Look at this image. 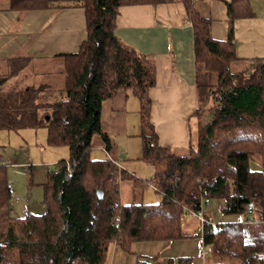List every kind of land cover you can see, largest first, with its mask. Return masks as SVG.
<instances>
[{
	"label": "trees",
	"instance_id": "trees-1",
	"mask_svg": "<svg viewBox=\"0 0 264 264\" xmlns=\"http://www.w3.org/2000/svg\"><path fill=\"white\" fill-rule=\"evenodd\" d=\"M194 1L7 0L9 9L19 11L81 7L87 37L78 52L62 55L64 90L57 101H47L44 86L7 85L27 59L9 60V73L0 77V131L45 127L49 145L70 150V158L58 162L44 185L42 215L12 216V186L7 165L0 162V264H107L114 244L131 252L136 242L173 243L193 236L200 237L215 257L264 264V58L249 60L243 72L229 71L231 62H246L236 54L233 24L252 15L248 0L228 3L226 40L212 38V21L195 10ZM168 3L184 5L194 32L198 130L195 145L183 155L159 144L150 121L155 60L116 34L121 7ZM128 93L139 102L142 159L163 168L152 176L161 195L153 204L123 200L121 180H130L134 187L146 181L119 170L102 127L104 102ZM210 101L214 105L206 120L203 107ZM96 135L110 158L90 160ZM256 159L261 160L259 169H252ZM198 179L208 180L209 198L224 200V215L246 216L254 222L228 221L218 224L217 230L207 222L199 233L188 234L183 219L200 210ZM136 264L152 263L138 256Z\"/></svg>",
	"mask_w": 264,
	"mask_h": 264
},
{
	"label": "crops",
	"instance_id": "crops-1",
	"mask_svg": "<svg viewBox=\"0 0 264 264\" xmlns=\"http://www.w3.org/2000/svg\"><path fill=\"white\" fill-rule=\"evenodd\" d=\"M250 1L248 0V4L252 15L237 18L233 24L236 54L246 62L264 58V1L257 0V8H253ZM230 2L231 0L194 1L195 10L212 21V38L228 39ZM185 10L182 3L160 4L156 7L148 4L123 6L120 8L116 30L122 42L155 60L156 85L150 92V121L155 127L159 144L179 155L186 154L195 145L198 128L196 122L199 118L196 115L199 101L195 81L193 24ZM86 37V17L81 7L19 11L9 9L7 0H0V76L8 73V61L14 58L27 59L28 64H50L52 68L58 66V70L61 69L59 66H62L63 73L65 59L62 55L78 52ZM57 56L60 58H56ZM27 68L29 67L25 66L21 72ZM4 71L7 73L4 74ZM41 71V68L36 71L29 68L31 76H38ZM115 99L120 103L124 100L128 104L127 107L131 106V103L134 106L135 103L131 96L124 97V94ZM115 99L109 102H115ZM124 112L114 113L113 121L116 127L121 125L125 130L128 115L125 112L124 117ZM124 133L126 134L125 131ZM133 196L125 202L133 201ZM223 204V201L220 202L218 209H221ZM211 206L208 207L210 213L207 218L216 225L228 221L248 220L246 216L233 220L223 216L218 222L216 219L220 214H212ZM200 224L195 215L188 214L183 219L185 231L192 236L200 232ZM189 243L191 245H188ZM112 248L111 264H136L138 256L153 259L160 264L185 258L192 261L190 256H196V259L202 256L201 262L192 261V264H203L205 256L209 254L202 239L195 236L173 243L144 240L133 243L131 252L116 244ZM162 257L163 260L157 261Z\"/></svg>",
	"mask_w": 264,
	"mask_h": 264
},
{
	"label": "rangeland",
	"instance_id": "rangeland-1",
	"mask_svg": "<svg viewBox=\"0 0 264 264\" xmlns=\"http://www.w3.org/2000/svg\"><path fill=\"white\" fill-rule=\"evenodd\" d=\"M250 2L253 8H257V0H251ZM56 58L60 57L57 56ZM24 63L25 66L34 71L41 68V74L39 73L38 76H31L29 68H27L23 73L20 71L19 75L10 79L7 84L8 86L12 87L13 85L20 83L25 87L32 86L38 88L45 86L47 101H57L61 99V92L64 90L62 81L65 78L64 72L62 73V66H59L61 69L58 70V66H53L52 68L50 64L40 65L39 63ZM248 66L249 62H231L229 65V71L232 73L243 72L248 69ZM3 73L6 74L7 71H4ZM128 94V96H131L133 102H135L134 106H132L131 103V106L129 105V107H127L128 104H126L124 100L121 101V103L116 102V99L115 102H104L101 115L102 127L112 143V149L108 152H110L109 154H111V158L116 160L119 170L122 168L127 172L135 174L138 179L146 181L141 187H134L130 180H123L122 183L120 181L123 200L127 201L132 195H134V202L153 204L161 200V195L156 193L155 184L147 182V180H149V177H152V175H157L158 171L163 168L160 166L158 167L159 164H147L142 159L143 139L141 136L142 128L139 119V102L133 95H131V93ZM213 105L214 102L210 101L203 107V115L207 114L206 120L211 117L210 113ZM124 111H127L126 114L128 115L126 117L127 125L125 130L121 125H118L120 127H116L113 121L114 113H122ZM124 131L128 136H126ZM47 134L48 131L45 127H38L36 129L28 128L16 131H0V162L7 165L9 181L12 186L11 210L12 216L15 218H21L27 212L37 215H42L46 212V205L44 203V185L48 182L49 176L57 171L58 162L70 158L69 147L64 145H49L47 142ZM100 140L101 137L98 135L94 136L92 140L94 147L89 155L90 159L102 160L110 158L108 152L104 148L103 142ZM260 162V159H256L251 164V166H253L252 168H259ZM222 201L224 202V200L221 199H213L212 204H210V206L212 205V214L215 212L216 214L219 213L221 215H217L218 218L216 221L220 222L223 216L225 218L231 217L232 220L233 218L237 219L238 216L224 215L220 208L219 211V203ZM211 219L214 218L211 217ZM199 228L197 229L201 231V224ZM197 240H199V238H197ZM188 245H191V243ZM112 250L113 248L110 253ZM206 250L209 254L205 256L203 264H240L239 260L232 257H215L211 254V249L208 246H206ZM190 257L195 263L196 261L201 262L202 256H198L197 259L199 260L196 259V256ZM147 259L152 263H157L153 259ZM161 259L163 260V257L159 258L157 261ZM175 262L178 264V260ZM107 264H111V255L108 256Z\"/></svg>",
	"mask_w": 264,
	"mask_h": 264
},
{
	"label": "built area",
	"instance_id": "built-area-1",
	"mask_svg": "<svg viewBox=\"0 0 264 264\" xmlns=\"http://www.w3.org/2000/svg\"><path fill=\"white\" fill-rule=\"evenodd\" d=\"M149 181L154 182L155 180L153 177H151ZM197 183L200 191V210L197 212V214L189 213V216L195 215L199 219L202 226L209 222L213 226V228L217 230L218 224L216 225L215 223H211L207 218L210 213L208 207H210V204H212V199L207 196V190L205 189V186L208 184V180L198 179ZM246 222L251 224L253 223V220L248 219Z\"/></svg>",
	"mask_w": 264,
	"mask_h": 264
},
{
	"label": "water",
	"instance_id": "water-1",
	"mask_svg": "<svg viewBox=\"0 0 264 264\" xmlns=\"http://www.w3.org/2000/svg\"><path fill=\"white\" fill-rule=\"evenodd\" d=\"M97 194H98V197H100L101 199L103 198V193L101 191H98Z\"/></svg>",
	"mask_w": 264,
	"mask_h": 264
},
{
	"label": "bare ground",
	"instance_id": "bare-ground-1",
	"mask_svg": "<svg viewBox=\"0 0 264 264\" xmlns=\"http://www.w3.org/2000/svg\"><path fill=\"white\" fill-rule=\"evenodd\" d=\"M58 55V54H57ZM13 60H15V59H13ZM30 60V59H29ZM28 60V61H29ZM22 61H24V60H22ZM16 65H17V63H16ZM19 70V69H18ZM15 71H17V70H15ZM14 74V73H13ZM17 75H19V74H17ZM21 75V74H20ZM36 75V74H35ZM22 79V78H21ZM20 80V79H19ZM45 87V86H44ZM44 91V90H43ZM10 98V97H9ZM92 139V138H91ZM103 146V145H102ZM91 160V159H90ZM93 161V160H92Z\"/></svg>",
	"mask_w": 264,
	"mask_h": 264
}]
</instances>
